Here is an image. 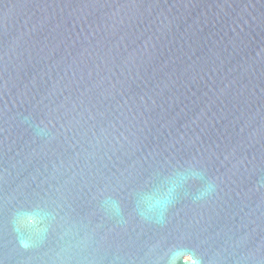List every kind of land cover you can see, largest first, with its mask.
Listing matches in <instances>:
<instances>
[{"label":"water","instance_id":"95a60500","mask_svg":"<svg viewBox=\"0 0 264 264\" xmlns=\"http://www.w3.org/2000/svg\"><path fill=\"white\" fill-rule=\"evenodd\" d=\"M0 264H264V0H0Z\"/></svg>","mask_w":264,"mask_h":264}]
</instances>
